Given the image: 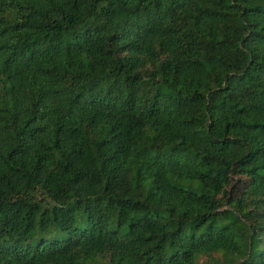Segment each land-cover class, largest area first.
Masks as SVG:
<instances>
[{"label":"trees","instance_id":"trees-1","mask_svg":"<svg viewBox=\"0 0 264 264\" xmlns=\"http://www.w3.org/2000/svg\"><path fill=\"white\" fill-rule=\"evenodd\" d=\"M0 264H264V0H0Z\"/></svg>","mask_w":264,"mask_h":264},{"label":"rangeland","instance_id":"rangeland-1","mask_svg":"<svg viewBox=\"0 0 264 264\" xmlns=\"http://www.w3.org/2000/svg\"><path fill=\"white\" fill-rule=\"evenodd\" d=\"M205 257H203L202 259H204ZM206 259V258H205Z\"/></svg>","mask_w":264,"mask_h":264}]
</instances>
